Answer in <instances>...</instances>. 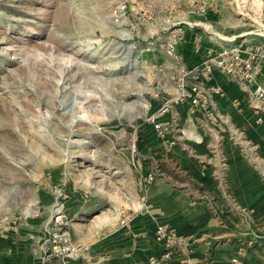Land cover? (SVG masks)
Instances as JSON below:
<instances>
[{
  "label": "rangeland",
  "instance_id": "rangeland-1",
  "mask_svg": "<svg viewBox=\"0 0 264 264\" xmlns=\"http://www.w3.org/2000/svg\"><path fill=\"white\" fill-rule=\"evenodd\" d=\"M194 28L219 48L264 45V0H0V242L48 199L68 228L106 206L125 226L180 190L194 206L214 203L196 170L177 163L196 153L171 111L185 64L178 45ZM199 167L216 171L217 239L236 241L241 264L260 245L245 264H264V211L232 208L224 166ZM159 226L178 232L162 222L153 238Z\"/></svg>",
  "mask_w": 264,
  "mask_h": 264
},
{
  "label": "crops",
  "instance_id": "crops-1",
  "mask_svg": "<svg viewBox=\"0 0 264 264\" xmlns=\"http://www.w3.org/2000/svg\"><path fill=\"white\" fill-rule=\"evenodd\" d=\"M187 32H190L186 35L189 42L180 43L178 50L185 63L183 65L194 69L204 63L209 52H215L219 47L213 37L206 35V31L194 28ZM257 80L264 85V65ZM204 85L207 89L215 86L222 93L211 95L219 125L201 114L191 116L187 102H175L171 111L179 112L181 117L178 138L182 146H191L196 153V160H189L184 155L177 163L186 172L196 170V183L206 186L205 193L216 196L214 203L203 200L194 206L195 203H187L190 199L186 198L184 190H180L182 193H178L177 199H168V203L161 206L150 205L148 211L135 213L125 226L118 224L119 215L112 206L93 212L92 208L83 209L85 204L77 205L74 212L83 211L70 221L69 231L73 239L88 246V264H145L147 256L157 247L153 239L154 227L162 222H169L177 227L179 233H186L191 238L185 249L174 256V264L179 260L189 264H231L236 241L227 238L221 242L217 239L224 236L220 225L224 222L213 209L223 205L212 181L216 171L202 172L199 164L224 166L228 196L235 200L234 203L232 199L228 202L232 208L241 212L264 211V119L258 120L262 112H256L249 103L253 88L243 87L213 68ZM169 92L174 94L173 87ZM235 101L238 104H234ZM46 204H40L35 216L27 214L24 221L10 228L6 238L0 242V264H42L48 220L56 209L55 200L48 199ZM196 229L200 233L192 236ZM260 248L257 245L249 249L243 263Z\"/></svg>",
  "mask_w": 264,
  "mask_h": 264
},
{
  "label": "built area",
  "instance_id": "built-area-1",
  "mask_svg": "<svg viewBox=\"0 0 264 264\" xmlns=\"http://www.w3.org/2000/svg\"><path fill=\"white\" fill-rule=\"evenodd\" d=\"M173 49L168 51L172 55ZM264 65V45L237 43L224 44L215 52H209L204 63L194 69L184 65L178 67L175 79L176 102H187L188 113L201 114L206 120L219 125L211 100L212 93L222 95L219 89L211 86L207 89L204 81L208 80L210 69H216L222 75L243 87L253 88L249 103L256 112H262L258 120L264 119V85L257 78ZM234 104H238L237 101ZM151 179V175L149 176ZM157 244L154 253L146 258L147 264H174L173 259L183 251L188 243V236L166 226L157 227L154 233ZM88 246L81 244L70 235L67 222L59 210L53 212L48 220L47 241L42 264H81L89 263ZM232 264H241L238 257L231 258ZM175 264H189L185 260Z\"/></svg>",
  "mask_w": 264,
  "mask_h": 264
}]
</instances>
